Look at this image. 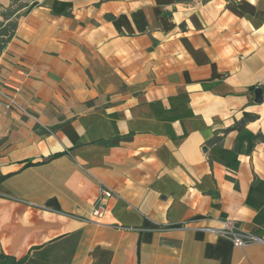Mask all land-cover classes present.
<instances>
[{"label":"crops","instance_id":"obj_1","mask_svg":"<svg viewBox=\"0 0 264 264\" xmlns=\"http://www.w3.org/2000/svg\"><path fill=\"white\" fill-rule=\"evenodd\" d=\"M0 86V264H264V0H0Z\"/></svg>","mask_w":264,"mask_h":264},{"label":"built area","instance_id":"obj_2","mask_svg":"<svg viewBox=\"0 0 264 264\" xmlns=\"http://www.w3.org/2000/svg\"><path fill=\"white\" fill-rule=\"evenodd\" d=\"M0 111L2 113L16 112L22 117L30 118V114L26 111L24 106L20 104L14 92L5 87H0ZM102 199H108L113 196V192L102 189L100 191ZM104 216V207L99 204L91 213L94 221L100 220ZM194 230L202 231L204 233L212 234L218 238H223L232 243L234 247L242 248L250 244L260 241L259 239L243 233L239 227L230 220L220 222L217 228L202 226L194 228Z\"/></svg>","mask_w":264,"mask_h":264},{"label":"water","instance_id":"obj_3","mask_svg":"<svg viewBox=\"0 0 264 264\" xmlns=\"http://www.w3.org/2000/svg\"><path fill=\"white\" fill-rule=\"evenodd\" d=\"M254 95H255V103L260 104L262 102V90L260 88H257L254 91Z\"/></svg>","mask_w":264,"mask_h":264},{"label":"trees","instance_id":"obj_4","mask_svg":"<svg viewBox=\"0 0 264 264\" xmlns=\"http://www.w3.org/2000/svg\"><path fill=\"white\" fill-rule=\"evenodd\" d=\"M56 156H58V154L55 155V156H52V158H53V157H56ZM27 165H31V163H27ZM4 178H5L4 176H0V181H2ZM22 262H23V260H20V261L17 262L16 264H21Z\"/></svg>","mask_w":264,"mask_h":264},{"label":"rangeland","instance_id":"obj_5","mask_svg":"<svg viewBox=\"0 0 264 264\" xmlns=\"http://www.w3.org/2000/svg\"><path fill=\"white\" fill-rule=\"evenodd\" d=\"M1 87V86H0ZM19 101V100H18ZM21 104V103H20ZM22 105V104H21Z\"/></svg>","mask_w":264,"mask_h":264}]
</instances>
